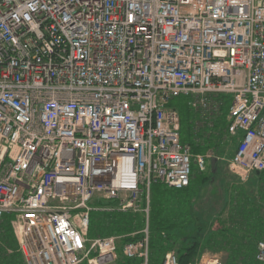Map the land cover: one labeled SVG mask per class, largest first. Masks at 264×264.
I'll list each match as a JSON object with an SVG mask.
<instances>
[{"label":"built area","instance_id":"2783aa9c","mask_svg":"<svg viewBox=\"0 0 264 264\" xmlns=\"http://www.w3.org/2000/svg\"><path fill=\"white\" fill-rule=\"evenodd\" d=\"M180 96L197 128L228 97L231 164L264 171V0H0V221L26 264H113L92 211L142 214L122 253L149 264L153 183L186 188L215 156L181 141Z\"/></svg>","mask_w":264,"mask_h":264},{"label":"trees","instance_id":"16d2710c","mask_svg":"<svg viewBox=\"0 0 264 264\" xmlns=\"http://www.w3.org/2000/svg\"><path fill=\"white\" fill-rule=\"evenodd\" d=\"M222 100L224 104L214 125L204 128L196 127L199 114L189 106L187 97L180 96L171 101L170 105L180 112L181 141L191 146L193 156L205 154L209 149H213L215 156H219L224 150L220 147L227 139L230 99L224 97ZM234 140L238 141L237 138ZM196 171L193 167L191 182L183 189L170 188L160 181L153 183L149 264H163L166 253L171 250L176 251L179 264L194 263L201 255L204 245L227 250L228 259L225 264H262L256 259V251L258 242L264 237V171L252 172L257 182L254 195L247 194L243 187L232 185L238 193L231 197L233 204L227 220L229 226L225 222L214 221L216 226L214 227L213 222L211 231L206 233V236L202 234L203 230H199L201 233L190 230L196 220L198 221L193 212V198L198 195L200 187L209 182L208 172L201 171L196 174ZM209 172H212L211 167ZM12 218V215L6 214L0 221V264H26L18 248V240L11 224ZM144 227L145 218L142 214L92 211L88 235L91 238L120 236L119 257L113 264H142V258L128 259L123 256L122 247L127 242L142 239L145 236L141 232Z\"/></svg>","mask_w":264,"mask_h":264},{"label":"rangeland","instance_id":"374dc122","mask_svg":"<svg viewBox=\"0 0 264 264\" xmlns=\"http://www.w3.org/2000/svg\"><path fill=\"white\" fill-rule=\"evenodd\" d=\"M238 141L234 138L227 137L225 143L220 147L222 150L218 158L216 171L209 172V166L206 172H208L209 182L202 185L199 189L198 195L193 198V212L198 218L196 223L190 227V230L202 231L205 236L206 233L211 231V225L214 221L227 222L231 211V197L238 193V190L233 189L232 185H238V188L243 187L247 194H255L256 179L253 173L245 176L242 171L237 167L232 166L231 159L235 151ZM217 154V152H216ZM197 168V166H195ZM201 171H196L200 173ZM236 190V191H235ZM214 222V227L216 226ZM199 231V232H200ZM201 233V232H200ZM205 254L217 255L224 261L228 259V251L218 250L216 248H210L208 246H202L201 255L195 260L198 261Z\"/></svg>","mask_w":264,"mask_h":264},{"label":"water","instance_id":"95a60500","mask_svg":"<svg viewBox=\"0 0 264 264\" xmlns=\"http://www.w3.org/2000/svg\"><path fill=\"white\" fill-rule=\"evenodd\" d=\"M217 160H218L217 157H212L211 159L210 166H211L212 172L216 171ZM257 173H259V171Z\"/></svg>","mask_w":264,"mask_h":264},{"label":"bare ground","instance_id":"6f19581e","mask_svg":"<svg viewBox=\"0 0 264 264\" xmlns=\"http://www.w3.org/2000/svg\"><path fill=\"white\" fill-rule=\"evenodd\" d=\"M215 157V156H214ZM210 163H211V161H210Z\"/></svg>","mask_w":264,"mask_h":264}]
</instances>
